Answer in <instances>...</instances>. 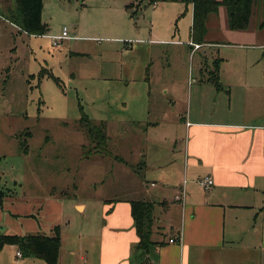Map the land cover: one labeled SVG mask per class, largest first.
<instances>
[{"label": "crops", "instance_id": "crops-1", "mask_svg": "<svg viewBox=\"0 0 264 264\" xmlns=\"http://www.w3.org/2000/svg\"><path fill=\"white\" fill-rule=\"evenodd\" d=\"M166 2L185 6L183 28L177 22L172 30L168 23L170 16L183 11L175 10L165 25H151L148 43L182 47L179 38L184 35L190 55L203 48L219 51L235 46L247 51L244 69L220 73L223 60L216 58L218 87L210 82L212 86L191 84L182 98L187 106L182 113H175L172 98L160 117L137 126L144 139L135 149L136 161L129 164L114 157L133 180L132 193L117 199L103 195L87 202L63 200L57 187L48 186L36 207L4 197L0 232L50 236L59 227L57 264H264V36L247 29L229 30L226 9L220 7L207 16L204 43L195 49L190 37L192 4ZM206 101H211L212 108ZM156 109L150 107L149 115ZM142 142L158 149L171 145V158L160 152L152 157L140 155ZM205 176L214 182L207 191L198 183ZM132 201L153 204L154 244L146 252L137 249ZM170 239L175 242L169 243ZM17 253V246L3 247L0 264H46Z\"/></svg>", "mask_w": 264, "mask_h": 264}, {"label": "rangeland", "instance_id": "rangeland-1", "mask_svg": "<svg viewBox=\"0 0 264 264\" xmlns=\"http://www.w3.org/2000/svg\"><path fill=\"white\" fill-rule=\"evenodd\" d=\"M129 2L43 0L41 20L48 37L29 36L0 18V183L5 197L36 207L48 186L57 187L63 200L88 202L132 193L133 180L114 157L136 161L135 149L144 139L139 127L160 117L172 98L175 113H182L187 86H212L207 83L217 70L216 58L223 60L220 73L244 69L247 51L235 46L220 52L203 48L190 55L184 35L179 38L182 47L148 43L151 25H165L175 10L183 11L168 23L172 30L177 22L183 28L185 6L144 1L131 17ZM15 8V0H0L4 17ZM263 20V0H256L245 31L261 38L264 29L258 25ZM63 28L70 39L53 45ZM206 104L212 108L211 101ZM150 107L157 109L149 115ZM82 115L94 125L106 124L110 142L104 156L93 149ZM21 141H27L26 154ZM143 147L139 154L145 157L160 152L171 158V145Z\"/></svg>", "mask_w": 264, "mask_h": 264}, {"label": "trees", "instance_id": "trees-1", "mask_svg": "<svg viewBox=\"0 0 264 264\" xmlns=\"http://www.w3.org/2000/svg\"><path fill=\"white\" fill-rule=\"evenodd\" d=\"M43 0H15V9L4 17L0 12V18L18 27L22 32L29 36H44L48 32L46 25L42 23ZM72 1V0H69ZM84 1V0H75ZM154 5L157 0H130L126 5V9L130 11L131 17L140 9V5L144 2ZM173 2L180 1L184 4H192V24L190 30L191 42L196 45L204 43L206 35L205 22L210 14L218 12L220 7H224L227 12V24L231 31H243L248 29L251 17L253 15V7L256 0H171ZM264 5V0H263ZM260 29H264V20L259 24ZM217 69V67H216ZM217 72L211 73L212 83L218 87ZM43 74L40 73V77ZM52 76V75H50ZM58 84V80L52 76ZM80 122L83 123L88 139L93 145L96 153L106 154L108 137L105 127L102 123L92 124L84 115L81 116ZM29 136V133H27ZM23 152H28L27 141L20 143ZM1 182V180H0ZM6 194L1 190L0 183V203ZM130 213L133 220L135 232L138 238L137 249L146 252L148 248L154 244L151 241L153 226V204L146 201L130 202ZM17 246L21 255L24 257H33L44 261L46 264H57L60 249V229L54 227L50 236L45 235H6L0 233V250L7 246Z\"/></svg>", "mask_w": 264, "mask_h": 264}, {"label": "built area", "instance_id": "built-area-1", "mask_svg": "<svg viewBox=\"0 0 264 264\" xmlns=\"http://www.w3.org/2000/svg\"><path fill=\"white\" fill-rule=\"evenodd\" d=\"M67 38H68V36H67V33H66V29L63 28V30L61 32V36L56 37V38H53V45H57L62 40L67 39ZM194 48L195 49H198L199 48V45H195ZM198 183H199L200 187L203 190H205V191L209 190L213 186V184H214L212 178L209 177V176H205V177L199 179L198 180ZM174 242H175V240H173V239H170L169 240V243H174ZM17 256H20V253H17Z\"/></svg>", "mask_w": 264, "mask_h": 264}, {"label": "water", "instance_id": "water-1", "mask_svg": "<svg viewBox=\"0 0 264 264\" xmlns=\"http://www.w3.org/2000/svg\"><path fill=\"white\" fill-rule=\"evenodd\" d=\"M263 194H264V192H263ZM0 233H3V232H0Z\"/></svg>", "mask_w": 264, "mask_h": 264}]
</instances>
